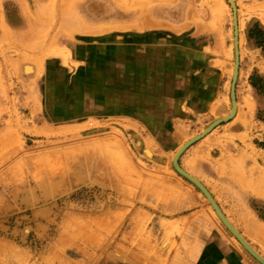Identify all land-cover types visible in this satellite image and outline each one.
<instances>
[{
    "label": "rangeland",
    "instance_id": "1",
    "mask_svg": "<svg viewBox=\"0 0 264 264\" xmlns=\"http://www.w3.org/2000/svg\"><path fill=\"white\" fill-rule=\"evenodd\" d=\"M213 1L0 0V264H262L172 160L232 110ZM232 1L235 111L177 164L264 260V0Z\"/></svg>",
    "mask_w": 264,
    "mask_h": 264
},
{
    "label": "water",
    "instance_id": "2",
    "mask_svg": "<svg viewBox=\"0 0 264 264\" xmlns=\"http://www.w3.org/2000/svg\"><path fill=\"white\" fill-rule=\"evenodd\" d=\"M232 5V2H231ZM233 8V19H234V43H235V69H234V74L232 77V112L224 118H220L217 119L216 121H214L206 130H204L202 133L196 135L195 137L189 139L187 142H185L179 149V152H177V156L179 155V153L194 139L200 137L201 135H203L204 133H206L209 129H211L215 124L220 123L226 119H228L234 111L235 108V99H234V83H235V78H236V74H237V68H238V50H237V29H236V18H235V13H234V6L232 5ZM177 156H175L174 158V163H175V168L184 176L188 177L190 180H192L201 190L202 192L206 195V197L209 199L210 203L212 204L213 208L215 209L216 213L218 214V216L221 218V220L226 224V226L230 229V231L232 232V234L239 240V242L245 247V249L253 256L255 257L258 261H260L262 264H264V260L257 254L255 253L250 246L244 241V239L238 234V232H236L230 225L229 223L226 221V219L224 218V216L221 214V212L218 210L217 206L215 205V203L213 202V200L211 199L210 195L208 194V192L206 191V189L192 176H190L189 174L185 173L184 171L181 170L180 167L177 166Z\"/></svg>",
    "mask_w": 264,
    "mask_h": 264
},
{
    "label": "bare ground",
    "instance_id": "3",
    "mask_svg": "<svg viewBox=\"0 0 264 264\" xmlns=\"http://www.w3.org/2000/svg\"><path fill=\"white\" fill-rule=\"evenodd\" d=\"M215 1V0H214ZM213 1V2H214ZM230 2H232V5H233V1L232 0H230ZM214 6H216L215 4H214ZM234 6V5H233ZM213 11V10H212ZM216 11H217V9H216ZM23 70L25 71V72H32V70H33V68H32V66L30 65V64H25L24 65V67H23ZM234 73V72H233ZM32 93H34L33 92V90H32ZM35 94V93H34ZM34 98V97H33ZM234 111H235V108H234ZM234 111H233V113H234ZM231 112H232V110H231ZM230 112V113H231ZM179 149H180V147H179ZM179 149L176 151V153H175V155H174V157H173V164H174V166H175V163H174V158H175V156H177L176 154H177V152H179ZM180 154V153H179ZM178 157V156H177ZM177 166L179 167V165L177 164ZM182 170V169H181ZM182 171H184V170H182ZM185 172V171H184ZM185 173H187V172H185ZM188 174V173H187ZM191 176V175H190ZM27 195V194H26ZM43 209V208H42ZM45 209V208H44ZM48 213V212H47ZM43 215V214H42Z\"/></svg>",
    "mask_w": 264,
    "mask_h": 264
},
{
    "label": "crops",
    "instance_id": "4",
    "mask_svg": "<svg viewBox=\"0 0 264 264\" xmlns=\"http://www.w3.org/2000/svg\"><path fill=\"white\" fill-rule=\"evenodd\" d=\"M257 95H258V100H259L260 104L264 107V89H261L259 91V94L257 93ZM53 103L55 104V101Z\"/></svg>",
    "mask_w": 264,
    "mask_h": 264
}]
</instances>
